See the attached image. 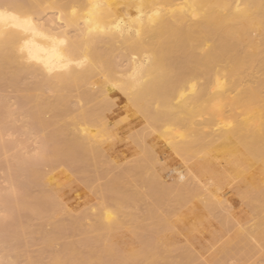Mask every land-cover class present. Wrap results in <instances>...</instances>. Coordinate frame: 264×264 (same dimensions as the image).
<instances>
[{
	"label": "bare ground",
	"instance_id": "bare-ground-1",
	"mask_svg": "<svg viewBox=\"0 0 264 264\" xmlns=\"http://www.w3.org/2000/svg\"><path fill=\"white\" fill-rule=\"evenodd\" d=\"M0 12V135L22 117L24 133L39 139L36 156L4 167L2 264H16L18 247L32 245L26 238L43 246L46 264H264V0H0ZM123 109L133 116L127 131L112 123ZM139 123L144 129L127 137L138 156L125 164L120 134ZM4 145L0 137V153ZM164 152L189 173L167 182ZM59 167L99 193L70 223ZM231 183L242 216L223 192ZM208 216L220 220L211 246L227 242L213 249L205 240L214 251L203 258L207 246L203 257L191 247ZM177 233L185 246H176ZM29 257L24 263L42 259Z\"/></svg>",
	"mask_w": 264,
	"mask_h": 264
},
{
	"label": "rangeland",
	"instance_id": "rangeland-1",
	"mask_svg": "<svg viewBox=\"0 0 264 264\" xmlns=\"http://www.w3.org/2000/svg\"><path fill=\"white\" fill-rule=\"evenodd\" d=\"M49 11V12H48ZM53 11V12H52ZM51 12V13H50ZM54 10H46V12H44L43 13V16H44V18H46V19H50V17L52 18V19H54ZM49 13V14H48ZM56 13V12H55ZM47 15V16H46ZM43 16L41 15V17L40 18H43ZM44 18H43V20H44ZM72 34V33H71ZM70 36V35H69ZM7 93H9L10 94V90H8L7 91ZM118 97H122V103L121 104H118V107H120V108H122V105L124 106L125 105V103H124V97L121 95V94H119L118 93V95L117 96H115V100L116 101H114V98L112 99L114 102H117L118 103ZM12 100V101H11ZM8 101H11L10 102V106H11V104L15 101H13V99H11V96H10V98L8 99ZM116 103V104H117ZM10 106H8L9 108H10ZM12 110H15V104L13 105L12 104ZM117 107V106H116ZM11 109V108H10ZM125 109V108H124ZM124 109L122 110V113L118 116V117H116L114 120H113V122L112 123H122V126H123V129L125 130V131H127V126H125V123L127 122V121H131V120H133V116L131 115V112H123L124 111ZM125 113V114H124ZM127 115V116H126ZM121 116V117H120ZM16 116H14L13 118H11V119H14ZM120 117V118H119ZM17 118V117H16ZM14 119V121L12 120V122H15L17 119ZM117 118H118V120H117ZM25 120V119H23L22 117H19V119L15 122V124H14V126H13V124L11 125L12 127H11V130H9L8 129V131L6 130H4L3 129V131H4V133H3V131H2V136L0 135V137H1V141H2V144L4 143L5 145H7L6 147H5V151L3 150L0 154H1V156H0V202H1V199H2V197H5L4 195H6L7 193H9L10 191H11V182L9 181V178H8V173H7V171L4 169V167L6 168V165L8 164V163H11V164H13L14 162H13V160H12V158L14 157V156H16V155H23V156H25V157H27V158H31V157H34L33 155H35L34 154V151H36V149H39L38 148V146H39V139L37 138V135L34 133V132H28L29 133V135L25 132L24 133V131H25V126H23L24 127V129H22L23 127H22V125H23V123H25L26 122V120L23 122L22 120ZM139 119V118H138ZM8 121H9V118L7 119ZM117 120V121H116ZM11 122V123H12ZM10 122H7V124H8V127L10 126L9 124H11ZM142 124V126H140ZM25 125V124H24ZM120 126H121V124H120ZM15 127V128H14ZM140 127H142V128H140ZM144 123H139V125H137L136 127H134L132 130H130L129 132H125L124 134H120V137H119V139L121 140V142L119 143V145H118V148L116 149V154L118 155V156H120V157H124L125 156V159L123 160V161H125V164H127V163H129L130 161H132L133 159H135V157H137L138 156V153H137V151H135L136 150V146H135V144H131L130 142H129V133L131 134L130 136H131V138H132V136H133V133L136 131V129H137V131L139 132V130L141 131V129L143 130L144 129ZM10 128V127H9ZM12 128H13V130H12ZM140 128V129H139ZM5 129H7L6 127H5ZM24 130V131H23ZM27 130V129H26ZM132 131V132H131ZM135 133H137V132H135ZM25 134H27V135H25ZM32 134V135H31ZM129 139H128V138ZM125 141V142H124ZM126 142H129V143H127V145H126ZM131 142H132V140H131ZM122 143H123V145H122ZM4 145V146H5ZM132 145H134V146H132ZM128 146V147H127ZM130 146V147H129ZM122 147V148H121ZM158 147L160 148V150H162V149H164V148H162L161 147V145H159L158 144ZM119 148H120V150H119ZM124 148V149H123ZM130 151V152H129ZM134 151V152H133ZM133 155V159H132V156ZM165 158L164 159H166L167 161H164V159H162L161 161H162V164L164 163L165 164V166L167 167V168H169L171 171H169V169H168V173L169 172H172L171 174H169L170 176H172V177H170V178H172L171 180H169L170 178H169V175L167 174V176L168 177H166V181L167 182H171V181H173V180H175L174 179V175L173 174H175L176 175V173L177 172H180V174L183 172L184 174L185 173H187L186 172V169H187V167L185 168L184 167V165H182V163H183V161H182V163H181V159H177V158H174L173 157V155L171 156L170 154H168L167 152H164V154H162ZM167 155H170V156H167ZM36 156V155H35ZM132 159V160H130V159ZM168 158V159H167ZM171 158H173V159H171ZM127 160H129V162H127ZM5 161H7V163H5ZM160 161V162H161ZM127 162V163H126ZM171 162V163H170ZM121 163H122V161H121ZM124 163V162H123ZM172 163H173V166H172ZM119 164H120V162H119ZM124 164V165H125ZM161 164V163H160ZM169 164V165H168ZM184 164V163H183ZM124 165H120V166H124ZM221 166H219V169H221L220 167H222L223 165L222 164H220ZM223 168V167H222ZM64 168H62V167H59L58 169H57V172L60 170L61 171V173L59 172V173H57L56 172V170H55V173H56V175H58V174H62V172L63 173H67L66 171H65V169L63 170ZM184 169V170H183ZM45 170H47V169H45ZM188 170V169H187ZM223 170V169H222ZM182 171V172H181ZM221 171V170H220ZM174 172V173H173ZM176 172V173H175ZM188 173H189V170H188ZM187 173V174H188ZM52 174H54V172L52 173ZM68 174V175H67ZM65 176L67 177V180H66V177L65 176H55V177H57V178H62V179H64V180H62V182H67L66 183V186H67V191L68 192H66V196L68 197L67 199H63V203L65 204L64 206H66V210L68 211V214H67V216L66 215H64V217H66L67 218V221H68V218L70 219L69 220V223H70V221H71V219H73L74 217H77V216H79V215H81L82 213H83V211H81L82 210V206H84V205H87V202H89L88 203V205L89 204H91V201L93 200V202H95V204L94 205H96L97 203H98V199L97 198H99V193L98 192H96V195L98 196H96L95 195V193L94 192H92V191H90L88 188H87V186L85 187L86 188V190L88 189V192H90V193H87V191L86 190H84L83 189V187L81 186L83 183L81 182V181H85L86 182V180H82V179H78L79 177V175H75L74 174V176L73 177H71L72 175H70L69 173H67ZM178 174V173H177ZM180 174L178 175V176H180ZM184 174H183V176H184ZM69 176L71 177V178H73L75 181H70L71 182V184H70V186L71 185H73V186H71V187H74L75 188V190L74 189H72L73 191H77L76 193H78V194H76L75 193V195H74V193H71V194H68V193H70L69 192V182H68V180L70 179L69 178ZM185 176H186V174H185ZM65 177V178H64ZM76 177H78L77 179H78V182L77 183H75L77 180H76ZM81 177V176H80ZM59 178V179H60ZM201 181H203V182H206L207 180H201ZM59 182H61V179H60V181ZM208 182V181H207ZM64 183V184H65ZM76 184H78V185H76ZM80 184V185H79ZM86 185H87V182L85 183ZM85 184H84V186H85ZM233 184H237V183H235V181H233ZM232 183L229 185V186H226L225 188V190L223 191L224 193H227V195L225 196L227 199L228 198H230L232 195V199L234 200V202H235V204L234 205H231L232 206V209L233 210H237V208H238V210L237 211H240L239 209H240V207H241V205H240V203H242V202H238V200L240 199H238V197L236 198V196H238V195H236L235 196V198H234V195L237 193V191H236V188H237V190H239L238 189V187L236 186V185H234V187L232 186L233 185ZM75 186H77L78 187V190H77V187H75ZM80 187H81V189H80ZM228 187L230 188V189H228ZM232 187V188H231ZM235 188V190L233 191V189ZM240 188H242V187H240ZM84 190V191H83ZM71 191V190H70ZM72 191V192H73ZM232 191H233V193H232ZM84 193V194H83ZM235 193V194H234ZM88 194H91L92 196H90L91 197V199H92V197H94L91 201L88 199V198H90L89 197V195ZM232 194V195H231ZM85 195H87V196H85ZM228 195H230L229 197H228ZM73 197H75L74 199H73ZM86 197V201H84L83 200V198H85ZM70 198H71V200H70ZM72 199H73V201H72ZM88 199V200H87ZM94 199H95V201H94ZM3 200V199H2ZM82 200H83V202H82ZM69 201V202H68ZM81 203H85L84 205L83 204H81ZM232 204H233V202H231ZM230 203V204H231ZM67 204V205H66ZM75 204V205H74ZM239 204V205H238ZM82 205V206H81ZM88 205H87V207H88ZM93 205V204H92ZM238 205V206H237ZM70 206H71V208H70ZM240 206V207H239ZM243 207H244V204H243ZM241 208V210L243 211V210H245L244 208ZM65 208V207H64ZM89 208V207H88ZM91 208V207H90ZM89 208V209H90ZM71 211V214L69 213L70 211ZM72 209V210H71ZM2 209L0 208V218H4L5 219V222H8L9 221V219L8 218H6L5 216H6V214L3 212V211H1ZM84 211H87L88 212V209L86 210V209H83ZM77 211H79V212H77ZM82 213H81V212ZM237 211H234L235 213H240L241 214V216H242V214L244 215V213H248L246 210V212H242V211H240V212H237ZM78 214H77V213ZM183 212H184V209H183ZM74 213H76V215L74 214ZM239 214V215H240ZM61 215H59V216H57V217H60ZM63 216V215H62ZM247 216H248V214H247ZM64 217H61L59 220V222H62V220H63V222L62 223H64V221H65V223H66V218L64 219ZM187 224H189L190 225V227H192L191 225H195V224H197V223H195V220L192 218V216H190V215H187ZM190 218H191V220H190ZM193 219V220H192ZM206 220H207V223H205V220H203V222H202V224L200 225V228L198 227V230H197V232L196 231H194L193 233H197V234H193L196 238H197V240L196 241H198V243L196 242L195 244H200L198 247L197 246H195V244L191 247L193 250H194V252L195 253H197V254H199V255H203V253H204V255L203 256H205V257H203V258H208V256L210 255V254H212V253H210L216 246L218 247V245H219V247H220V243L222 242V244H223V241H224V243L225 242H227V240L225 241V239H223V240H220L219 241V239H220V237L221 236H223V235H225V234H223V233H221L222 235H218L219 236V238H218V236H216L217 234H219V229L217 228V224H219V218L218 217H210V216H208L207 218H205ZM211 219V220H210ZM57 221H58V219H57ZM191 221V222H190ZM210 221V222H209ZM35 222L36 221H33L32 222V224H31V227L33 228H31V227H29L28 229H30L31 231H33V230H37L38 228H36L35 229V227H36V225H35ZM40 222V221H39ZM39 222L37 221V226H39ZM189 222V223H188ZM209 222V223H208ZM213 222H214V224H213ZM42 223V224H41ZM65 223H64V225H65ZM69 223L67 224V225H65V226H67L68 227V225H69ZM88 223V222H87ZM90 223V222H89ZM44 224H43V222H40V226H43ZM188 225V226H189ZM205 225V226H204ZM207 225V226H206ZM212 226V227H211ZM9 226H7V228H8ZM50 227L51 226H45V227H43L45 230H47V231H49L50 230ZM207 227V228H206ZM214 227V228H213ZM10 228V227H9ZM52 229H51V231H53V227H51ZM209 228V229H208ZM49 229V230H48ZM213 229V230H212ZM8 230V229H7ZM30 230H27V232H29ZM201 230V231H200ZM216 232L217 230V234L215 235L216 236V238H218L217 239V241H219V243L217 244V242L215 241L216 240V238H214V241H215V247H212L211 246V241H209V240H211V239H209V238H211V237H209V235H210V233L212 232ZM216 230V231H215ZM9 231H11V228L8 230V231H6V228H5V232L3 231V233L2 234H4V233H6V232H8L9 233ZM30 231V232H31ZM51 231H49V232H51ZM202 232H204L203 233V235L201 234ZM212 232V233H213ZM231 232V231H230ZM228 233V234H226V236H224L226 239L227 238H229V236H230V238H231V235H232V233ZM8 233H6V234H8ZM199 233V234H198ZM209 233V234H208ZM224 233H226V232H224ZM206 236H205V235ZM215 234V233H214ZM230 234V235H229ZM179 235H180V238H179ZM197 235V236H196ZM199 235H200V237H199ZM228 235V236H227ZM3 236V235H2ZM211 236V235H210ZM214 236V235H213ZM187 242V239H185L186 237H185V235L184 234H179V233H177V236H176V243H178V244H176V246L177 245H179V247H181L180 245H182L183 244V242H184V240L182 239V238ZM223 237V238H224ZM179 238V239H178ZM213 238V237H212ZM229 238V239H230ZM27 239H29L28 241H27ZM73 240H74V238H72ZM76 239V238H75ZM181 239V240H180ZM222 239V238H221ZM27 242H26V244H25V248H26V245L27 244H29L28 242L30 241L31 243L30 244H32L31 246L30 245H28L29 246V250L27 249H24V247H23V244L20 246L21 247V249L18 247V249L20 250H18L19 251V253H20V258H21V260H20V258L16 261V264H17V262H18V264H28V263H24V261H26V262H28V259H27V257H29V255H32L33 253L34 254H38L37 256L36 255H32L31 256V258L32 259H30V257H29V259L30 260H33V261H35L36 259L37 260H39L40 259V257L42 258L41 260H40V262H38L37 264H46L47 263V258H45L46 256H47V254H39V249L40 248H42V247H40L41 245H39V246H37V244H40V243H38V241H37V243H36V247H33V248H30V247H32L33 246V241H35V240H33V239H30V238H26L25 239ZM66 240V241H65ZM65 240H62L61 241V243L62 244H65V243H68V242H70V241H73V240H71V238L69 239H65ZM70 240V241H69ZM203 240V241H202ZM205 240H207V241H209V245L213 248H211V250H210V247L208 248V246L207 245H205V243H204V241ZM213 240V239H212ZM24 241V240H23ZM68 241V242H67ZM179 241V242H178ZM183 241V242H182ZM25 242V241H24ZM36 242V241H35ZM40 242V241H39ZM65 242V243H64ZM204 244H203V243ZM60 243V244H61ZM188 243V242H187ZM35 244V243H34ZM185 244L186 243H184V245H182V247L183 246H185ZM201 244H202V247H203V245H205V246H207V248L210 250L209 252H208V249L206 250V248L204 249V247L202 248V247H200L201 246ZM217 244V245H216ZM35 246V245H34ZM214 246V245H213ZM0 247H2V248H4V251H3V249L1 248V251H0V256H2V257H4V255H6L7 254V252H6V250L7 249H5V247L4 246H2L1 244H0ZM37 247H39V249L37 248ZM202 248V249H200V248ZM218 247V248H219ZM58 248H60L59 247V245L58 246H56V249H58ZM38 249V250H37ZM197 249L199 250V251H197ZM204 249V252L202 251ZM24 250H25V254L27 255H25V260L23 261V259H24V257L22 256V255H24ZM200 250L202 251V252H200ZM215 250H217V249H215ZM27 251H29V253H27ZM38 253H37V252ZM197 251V252H196ZM214 251V250H213ZM243 251V249H240L239 250V252L237 253V255L235 254V257L236 256H240V255H242L244 252H242ZM6 253V254H2V253ZM22 252V253H21ZM200 252V253H199ZM207 253H209V255H207ZM251 254V253H250ZM253 254V253H252ZM43 255V256H42ZM49 255V254H48ZM45 256V257H44ZM35 257V258H34ZM252 259H254V255H252V257H251ZM0 259H2V258H0ZM3 263V261L2 260H0V264H2Z\"/></svg>",
	"mask_w": 264,
	"mask_h": 264
},
{
	"label": "snow or ice",
	"instance_id": "snow-or-ice-1",
	"mask_svg": "<svg viewBox=\"0 0 264 264\" xmlns=\"http://www.w3.org/2000/svg\"><path fill=\"white\" fill-rule=\"evenodd\" d=\"M4 13L0 12V21H3ZM16 21V26H21L25 31H35V24L31 20H19V18H13Z\"/></svg>",
	"mask_w": 264,
	"mask_h": 264
}]
</instances>
